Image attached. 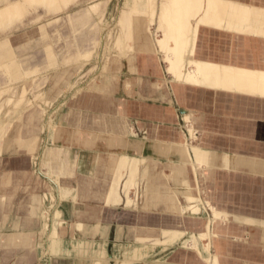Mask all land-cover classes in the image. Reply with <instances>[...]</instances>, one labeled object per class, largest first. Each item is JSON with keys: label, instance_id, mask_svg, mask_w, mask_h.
Returning <instances> with one entry per match:
<instances>
[{"label": "crops", "instance_id": "crops-1", "mask_svg": "<svg viewBox=\"0 0 264 264\" xmlns=\"http://www.w3.org/2000/svg\"><path fill=\"white\" fill-rule=\"evenodd\" d=\"M198 34L264 71V36ZM145 38L53 113L38 174H0V264H264V97L180 84Z\"/></svg>", "mask_w": 264, "mask_h": 264}, {"label": "rangeland", "instance_id": "rangeland-1", "mask_svg": "<svg viewBox=\"0 0 264 264\" xmlns=\"http://www.w3.org/2000/svg\"><path fill=\"white\" fill-rule=\"evenodd\" d=\"M4 2L0 0V6ZM190 2L192 0H76L68 8L60 5L61 9L49 12H45L40 3L34 4L22 16L21 12L13 13L15 18L20 14L17 19L8 15L13 20L0 14L6 19V22L1 21L0 16V174H38L35 158L44 154L45 138L53 128V113L60 112L68 95L75 92L79 95L85 88L97 90L98 82L114 69L117 58L132 50L135 39L140 40L141 36L152 43L172 79L202 87L194 81L182 80L178 72L184 68L179 60L173 73V67L164 61L165 51L159 47V43L166 40L169 52L181 55L183 63L189 64V60L196 57V34H193V45L181 43L187 35L180 25L184 20L195 21L198 15L196 10L185 13ZM263 14L251 13L252 20L259 17L264 20ZM230 32L235 33L236 44H242L241 38L247 35L235 28ZM253 36L260 33L254 31ZM208 37L211 41L210 35H201L200 45ZM259 72L255 71V77H260ZM117 175L119 178L112 181L111 188L116 190L120 201V192L125 195L128 191L130 196L136 185V174H126L123 181V174ZM212 215L215 217V213ZM187 243H191V239Z\"/></svg>", "mask_w": 264, "mask_h": 264}, {"label": "bare ground", "instance_id": "bare-ground-1", "mask_svg": "<svg viewBox=\"0 0 264 264\" xmlns=\"http://www.w3.org/2000/svg\"><path fill=\"white\" fill-rule=\"evenodd\" d=\"M75 1L76 0H13V1L5 0L3 5L0 6V14L3 15V17L5 16L6 19L8 15H11L12 18L13 17L15 18V16H13V13L14 15H16L15 12L17 13L21 12V16H22L23 12L24 11L27 12V10H30L29 8L34 6V4L35 5L41 4V6H44L46 9L45 12H49L50 10L57 11L61 9L60 5H62V7L64 8H68ZM263 1L264 0H235V1L195 0L193 2L192 0V2H190L189 4L187 3L188 6L186 8L187 10L185 11V13H188L189 10H196L195 14L197 13L198 15H195L196 18L195 21L184 20V22H182V25H180L181 29H183L182 30L183 33L187 35V37H184L182 39L181 43L187 44L188 42H190L191 45H193V41L195 40L193 34H196L197 35L196 41L198 48L199 45L198 33L200 31V28H210L219 31H231L232 28H235L239 32L242 33L246 32L247 35L249 34L253 35L254 31H256L257 33H260L261 36V34L264 33V31L261 32L260 30V29L262 30L264 29V20L261 19L259 20V18L262 17L252 20L253 18L251 13L254 14L258 11L264 13ZM57 3L59 4V6ZM180 10L182 9L180 8ZM11 16H8V18L12 19ZM19 16H16L15 19H17V17ZM165 16L166 15H164L163 17ZM3 17L1 16L2 20L1 18L0 20L1 21L5 20L6 22V19H3ZM14 21L12 22V24L17 22ZM132 28H130V31L132 30ZM159 47L162 50V52L163 50L165 51L164 61L165 60L168 61L170 66L173 67V73L176 72L175 70L176 60H179V64L181 65V67L184 68L183 70L178 72L180 73L179 76L184 78L182 79L183 81L189 83L194 81L198 84V86H202L212 90H219L220 88L221 91H225V92H234V93L264 97V72L261 70L259 72L260 77H255L256 70L254 69H248L243 67L244 70L237 68H235L237 70H234V66L232 65L207 62L201 60V56L198 54V52H196V57L192 59V61L191 59L190 60L188 59L189 64L188 62L183 63L182 59H180L183 58L181 55H177V52L175 53L173 52L174 54L169 52V48L166 40L164 43H159ZM189 56H191V52ZM194 68H198V69L195 70ZM198 243H200V241ZM125 262L126 261L120 263H125Z\"/></svg>", "mask_w": 264, "mask_h": 264}]
</instances>
